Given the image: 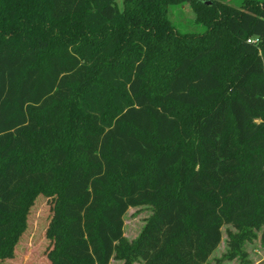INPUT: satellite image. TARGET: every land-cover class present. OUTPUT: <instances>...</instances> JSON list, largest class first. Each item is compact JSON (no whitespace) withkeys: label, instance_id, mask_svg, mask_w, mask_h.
I'll return each mask as SVG.
<instances>
[{"label":"trees","instance_id":"16d2710c","mask_svg":"<svg viewBox=\"0 0 264 264\" xmlns=\"http://www.w3.org/2000/svg\"><path fill=\"white\" fill-rule=\"evenodd\" d=\"M226 1L0 0V264L39 195L48 264H208L224 225L236 250L264 238V0ZM183 3L205 32L175 30Z\"/></svg>","mask_w":264,"mask_h":264},{"label":"rangeland","instance_id":"374dc122","mask_svg":"<svg viewBox=\"0 0 264 264\" xmlns=\"http://www.w3.org/2000/svg\"><path fill=\"white\" fill-rule=\"evenodd\" d=\"M240 0H227L229 6L238 7ZM209 3V1L207 2ZM169 20L179 33L200 34L205 26L196 22V14L189 3L172 5L168 8ZM50 201L39 195L33 204L27 222V229L15 248L14 257L2 264H48L45 259L49 242L45 231L51 219ZM151 216V209L143 206L130 208L124 216V238L131 242L136 239ZM239 232L231 225L222 227V240L208 259V264H260L264 261V238L262 231L253 230L241 239L238 250L230 247L228 234ZM109 264H124L120 258L114 257ZM134 264H140L136 262Z\"/></svg>","mask_w":264,"mask_h":264}]
</instances>
